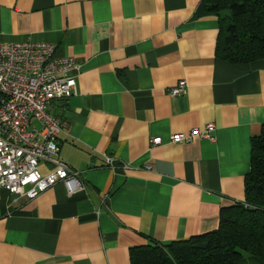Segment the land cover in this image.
<instances>
[{
    "label": "crops",
    "instance_id": "1",
    "mask_svg": "<svg viewBox=\"0 0 264 264\" xmlns=\"http://www.w3.org/2000/svg\"><path fill=\"white\" fill-rule=\"evenodd\" d=\"M202 2L0 0V44L48 43L80 66L77 94L48 109L67 126L59 159L85 185L69 196L58 183L33 200L0 190V264H131L132 248L217 230L245 201L264 60L219 59L220 21L198 16ZM180 81L186 92L171 96ZM208 124L214 142H171Z\"/></svg>",
    "mask_w": 264,
    "mask_h": 264
},
{
    "label": "built area",
    "instance_id": "2",
    "mask_svg": "<svg viewBox=\"0 0 264 264\" xmlns=\"http://www.w3.org/2000/svg\"><path fill=\"white\" fill-rule=\"evenodd\" d=\"M80 66L72 57H59L48 43L24 42L0 44V190L33 200L58 183L69 196L83 191L78 172L59 159V135L66 124L49 112L54 101L77 94ZM186 81L171 89L173 97L183 95ZM214 124L204 130L194 128L176 133L171 142L191 143L195 139L214 142ZM162 144L158 137L151 146ZM107 166L116 168L115 160L106 157ZM52 163L55 169L43 175L39 166Z\"/></svg>",
    "mask_w": 264,
    "mask_h": 264
},
{
    "label": "trees",
    "instance_id": "3",
    "mask_svg": "<svg viewBox=\"0 0 264 264\" xmlns=\"http://www.w3.org/2000/svg\"><path fill=\"white\" fill-rule=\"evenodd\" d=\"M197 13L220 21L219 59L234 65L264 60V0H203ZM130 256L131 264H238L247 256L264 261V127L252 139L245 201L224 210L217 230L134 247Z\"/></svg>",
    "mask_w": 264,
    "mask_h": 264
}]
</instances>
